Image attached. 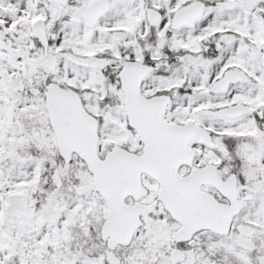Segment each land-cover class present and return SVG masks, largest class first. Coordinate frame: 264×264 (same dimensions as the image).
<instances>
[{"label":"snow or ice","instance_id":"obj_1","mask_svg":"<svg viewBox=\"0 0 264 264\" xmlns=\"http://www.w3.org/2000/svg\"><path fill=\"white\" fill-rule=\"evenodd\" d=\"M0 264H264V0H0Z\"/></svg>","mask_w":264,"mask_h":264}]
</instances>
